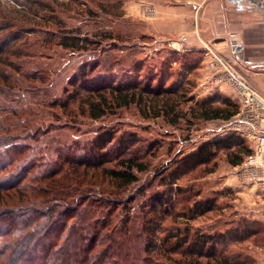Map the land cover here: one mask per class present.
<instances>
[{"label": "rangeland", "instance_id": "rangeland-1", "mask_svg": "<svg viewBox=\"0 0 264 264\" xmlns=\"http://www.w3.org/2000/svg\"><path fill=\"white\" fill-rule=\"evenodd\" d=\"M163 1L0 0L1 11L16 16L13 27H8L10 20H0V28L7 26L0 31L7 54L14 51L17 55L7 58L32 78L23 80V88L28 89L22 104L40 118L38 122L46 126L42 128H51L49 135L57 150L82 155L97 136L108 132L115 143L109 148L111 152L128 150L147 166L144 172L135 173V183L119 189L118 197H87L110 202L118 225L129 223L130 248L142 251L146 235L152 237L151 252H142L148 264H172L167 257L180 259L188 247L178 248L175 243L185 237L193 242L201 235L212 236L216 241L212 251L231 262L264 264V210H238L241 198L223 186V172L231 167L224 152L205 165L176 168L202 143L220 137L229 118L203 119L201 110L216 104L193 90V79L181 76L179 64H170L178 59L162 44L171 48L173 42L185 43L186 37L159 44L145 31L148 20L160 13ZM72 37L86 38L87 43L79 44L78 50L60 45ZM231 38L239 42L235 33H228V47ZM81 66H85L84 75L79 73ZM220 69L214 75L228 83ZM4 71L19 78L11 69ZM125 83L134 84L141 93L135 102L119 108L107 91L94 90ZM146 86L154 91H140ZM99 93L106 95L111 106L102 117L92 119L85 103L98 101ZM32 101L36 105H31ZM44 158H55V151ZM212 169L213 174L208 172ZM154 194L168 200L167 207L156 213L149 211ZM253 213L259 220L248 221L245 215ZM148 220L152 228L146 233L143 225ZM199 262L204 264L205 260L200 258Z\"/></svg>", "mask_w": 264, "mask_h": 264}, {"label": "trees", "instance_id": "trees-1", "mask_svg": "<svg viewBox=\"0 0 264 264\" xmlns=\"http://www.w3.org/2000/svg\"><path fill=\"white\" fill-rule=\"evenodd\" d=\"M10 13L0 9V20H10L8 27H13L16 16ZM2 30H7V26H1ZM83 41L87 43L86 38L72 37L60 45L78 50ZM7 48L0 38V264H148L149 259L146 261L142 252H151L152 237L146 235L144 250L130 248L129 223L118 225L110 202L87 197V194L118 197L119 189L135 183V173L144 172L147 166L128 150L111 152L110 146L115 143L108 132L97 136L82 155L55 149L56 142L49 135L51 128H42L46 126L38 122L39 117L22 104L28 89L23 88V80L32 78L7 58L17 56L14 51L7 54ZM5 68L19 78L4 71ZM84 68H79L81 75L85 74ZM94 90L107 91L115 99L117 108L135 102L139 92L131 83ZM140 91L154 89L146 86ZM102 93L98 94V101L90 99L85 103L92 119L102 117L111 106ZM29 98L32 100L34 96ZM30 104L36 105V102ZM237 111L236 105L226 101L225 105L204 107L201 116L207 120H226ZM51 150L55 151V158H44ZM218 152H224L227 164L237 167L252 151L240 136L228 134L202 143L176 168L205 165ZM151 201L149 211L153 213L162 206L166 208L168 203L160 194H154ZM149 222L143 225L146 233L152 228ZM199 238L200 242L197 239L189 242L187 237L176 242L178 248L188 247L182 250L180 259L170 256L167 260L172 264H201L199 260L203 258L204 264H244L237 260L231 262L212 251L216 243L212 236ZM205 246H208L206 251Z\"/></svg>", "mask_w": 264, "mask_h": 264}, {"label": "crops", "instance_id": "crops-1", "mask_svg": "<svg viewBox=\"0 0 264 264\" xmlns=\"http://www.w3.org/2000/svg\"><path fill=\"white\" fill-rule=\"evenodd\" d=\"M233 1H163V4H159L158 16L145 24V31L156 38L159 44L179 36L186 37L187 41L178 50L162 44L163 49L169 48V54L178 59L170 64H179L181 76L193 79V90L199 96H208L210 102L216 105H225L228 101L239 110L240 104L234 89L224 79L217 78L214 72L209 71L207 63L213 52L234 59L251 87L264 98V0ZM228 33H235L239 38L238 46L233 50L228 47ZM261 128L264 129V122ZM228 134L237 135L226 128L221 136ZM240 137L253 151L254 140ZM238 169L239 166H231L222 171L225 174L223 186L230 188L238 199L241 198L236 204L238 210L246 212L252 207L256 208L255 211L264 210V169H253L252 172ZM255 200H259L260 204H256ZM245 217L252 222L259 220V215L254 213Z\"/></svg>", "mask_w": 264, "mask_h": 264}, {"label": "built area", "instance_id": "built-area-1", "mask_svg": "<svg viewBox=\"0 0 264 264\" xmlns=\"http://www.w3.org/2000/svg\"><path fill=\"white\" fill-rule=\"evenodd\" d=\"M230 49H235L238 42L234 38L229 40ZM171 48L178 50L181 44L171 43ZM209 71L220 69L226 81L234 89L240 108L235 115L224 122V126L233 133L254 140L255 147L240 165V170L252 172L253 169H264V98H262L249 84L246 76L238 69L234 59L221 53H210L207 63Z\"/></svg>", "mask_w": 264, "mask_h": 264}, {"label": "water", "instance_id": "water-1", "mask_svg": "<svg viewBox=\"0 0 264 264\" xmlns=\"http://www.w3.org/2000/svg\"><path fill=\"white\" fill-rule=\"evenodd\" d=\"M233 2H236V0H234Z\"/></svg>", "mask_w": 264, "mask_h": 264}]
</instances>
